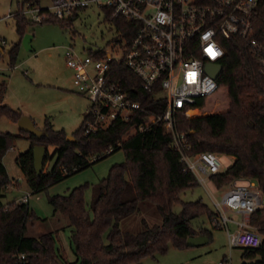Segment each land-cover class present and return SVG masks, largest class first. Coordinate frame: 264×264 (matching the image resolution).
Masks as SVG:
<instances>
[{
	"label": "trees",
	"instance_id": "trees-1",
	"mask_svg": "<svg viewBox=\"0 0 264 264\" xmlns=\"http://www.w3.org/2000/svg\"><path fill=\"white\" fill-rule=\"evenodd\" d=\"M39 2H17L14 18L20 38L28 25L37 23L22 13L25 4ZM74 16L75 12L66 19L50 21L70 26ZM114 21L120 35L128 41L132 32L126 30V25L130 21L123 18ZM17 46L18 43L9 50L11 64H14ZM223 47L217 81L225 88L227 109L201 115L205 111L213 112L216 108L212 107L198 111L196 115L200 116L195 117L178 114L173 121V133L166 132L162 122L158 121L121 142L132 122L139 123L135 116L128 121L114 120L107 128L90 133L84 132L82 123L72 133L73 141L66 139L63 129H54L48 117L44 119L40 138L23 131L21 135L0 132V158L17 136L28 138L33 145L58 147L59 156L51 171L40 175L33 172L28 176L33 192L45 189L109 152L122 149L125 156L96 184L91 216L83 196L84 185L74 187L68 194L49 198L53 211L65 216L72 227L70 245L74 260L68 261L63 256L54 232L27 235V221L37 217L27 202L12 200L0 208V264H14L16 254H24L26 264H129L155 252L164 253L170 245L185 247L190 236L209 237L206 230H196L191 225L192 219L201 214L211 217L208 206L201 198L185 201L180 197L183 191L197 185L193 173L181 160V152L194 155L210 151L233 157L232 163L223 171L210 176L215 187L221 188L237 179H249L255 181L264 194V73L258 71L246 41L233 36L224 39ZM110 64L114 79L132 101L139 102L145 113L161 114L163 102L141 88L135 73L123 62ZM6 91V81L0 82V117L17 122L22 112L4 102ZM173 135H183L188 148L184 147L183 141L180 142L181 149L176 148ZM9 183L7 174L0 171V186ZM142 201L153 205L161 221L149 224L142 220L143 228L136 232L120 228V220L134 213ZM176 204L180 205L179 211L174 210ZM249 222L262 241L257 248H243L241 264H264V204L249 215Z\"/></svg>",
	"mask_w": 264,
	"mask_h": 264
},
{
	"label": "built area",
	"instance_id": "built-area-1",
	"mask_svg": "<svg viewBox=\"0 0 264 264\" xmlns=\"http://www.w3.org/2000/svg\"><path fill=\"white\" fill-rule=\"evenodd\" d=\"M92 5L105 12L119 35L114 20H129L126 30L132 35L128 41L120 35L123 41L119 43L123 52L120 57H113L104 48L85 54L73 47L66 48L64 59L73 71L72 83L89 100L83 120L85 133L134 116L140 121L132 122L124 132L129 138L158 121L166 132L173 133V121L178 114L195 116L189 112L205 110L212 98L225 90L219 86L218 76L208 70L209 63L220 64L224 39L234 36L246 41L258 71L264 73V0H51L47 6L26 3L22 13L31 21L42 23L66 19ZM11 16L14 14L5 17ZM111 62H123L137 75L141 88L163 102L161 114L145 113L139 102L130 99L114 79ZM173 137L175 147L180 150L183 135ZM184 147L188 148L185 142ZM181 160L197 184L207 190L215 208L211 224L224 228L229 247L257 248L262 237L250 224L249 215L264 204V194L256 182L233 180L217 200L206 186L210 176L220 171L217 154L181 152ZM17 201L26 202L27 195ZM229 209L240 211L243 218L232 220L226 215ZM230 222L236 225L234 231L229 229ZM15 257L14 264L27 263L24 254Z\"/></svg>",
	"mask_w": 264,
	"mask_h": 264
},
{
	"label": "rangeland",
	"instance_id": "rangeland-1",
	"mask_svg": "<svg viewBox=\"0 0 264 264\" xmlns=\"http://www.w3.org/2000/svg\"><path fill=\"white\" fill-rule=\"evenodd\" d=\"M18 1L0 0V82L7 83L4 102L13 108H19L22 115L30 117L38 129L44 127V119L48 117L54 129H63L67 135H72L83 123L89 100L77 92L72 83L73 71L66 65L64 59L66 48L73 47L76 52L82 54L88 50L104 48L111 52L113 57H120L123 53L120 44L123 41L105 12L92 5L80 10L70 26L52 21L28 25L24 34H30L32 38L30 49H26L16 31V19L14 16L5 17L17 11ZM50 3L51 0H40L38 5L47 6ZM25 16L29 19L28 15ZM16 43L18 46L15 61L11 64L9 50ZM227 103L226 91L223 89L205 108L216 109L213 112L205 111L201 115L225 111ZM196 114L198 112L193 115L200 116ZM0 132L22 134L17 122L5 116L0 117ZM128 138L124 133L121 142ZM33 146L28 138L17 136L0 158V171L6 172L10 179L8 185L0 186V204L5 205L27 195L28 207L37 217L27 221V235L54 232L58 238L57 247L68 261H72L75 258L70 245L72 227L65 216L53 211L49 198L57 194H68L74 187L84 185L83 196L91 216L90 206L94 199L96 184L108 174L113 164L124 160V151L117 149L109 152L45 189L33 192L28 184V176L34 172ZM58 156L59 149L56 145L46 147L43 172L53 169ZM217 156L221 163L220 171L233 161V157L228 155ZM206 186L217 200L221 198L225 189V186L221 189L215 188L211 181H207ZM180 197L185 201L201 198L212 213L215 211L207 190L200 184L183 191ZM174 210L179 211L180 205H174ZM226 215L231 218L230 212L226 211ZM142 220L149 224L161 221V216L147 201L140 202L134 213L121 219L119 227L136 232L143 228ZM191 225L196 230H206L209 234L208 241L182 248L170 245L164 253L155 252L129 264H241L244 261L241 258L244 249L237 246L229 247L224 228L212 226L207 214L192 219ZM229 228H233L230 223ZM104 240L106 241L105 236Z\"/></svg>",
	"mask_w": 264,
	"mask_h": 264
},
{
	"label": "water",
	"instance_id": "water-1",
	"mask_svg": "<svg viewBox=\"0 0 264 264\" xmlns=\"http://www.w3.org/2000/svg\"><path fill=\"white\" fill-rule=\"evenodd\" d=\"M32 38V35L30 34H24L22 37V43L26 47V49H30V40ZM208 70L209 72L214 76L217 77L221 71V64H208ZM17 125L19 129L23 132L29 133L37 138H40L43 134V131L41 129H38L32 119L26 115H22L17 120ZM67 140H75L73 135H66ZM32 155H33V167L34 172L36 175H40L43 172V166H44V160L46 157V146L36 144L32 148ZM208 241V237L206 235H195L190 236L186 239V245L187 246H196L203 244Z\"/></svg>",
	"mask_w": 264,
	"mask_h": 264
},
{
	"label": "crops",
	"instance_id": "crops-1",
	"mask_svg": "<svg viewBox=\"0 0 264 264\" xmlns=\"http://www.w3.org/2000/svg\"><path fill=\"white\" fill-rule=\"evenodd\" d=\"M1 50V49H0ZM7 92V91H6ZM6 96V95H5ZM4 100H5V97H4ZM8 104V103H7ZM17 109H19V108H17ZM20 110V109H19ZM21 111V110H20ZM1 139V138H0ZM1 172H4V171H2L1 170ZM46 172H49V171H46ZM4 173H6V172H4ZM213 184V183H212ZM214 185V184H213ZM215 186V185H214ZM215 188H217V187H215ZM227 188V185L225 186V189ZM217 189H221V188H217ZM224 189V190H225ZM227 212H230V215H231V219L232 220H234V221H238V220H240V219H242L243 218V214L240 212V211H236V210H227ZM230 224L232 225V227L233 228H229L231 231H234L235 229H236V225L234 224V223H232V222H230Z\"/></svg>",
	"mask_w": 264,
	"mask_h": 264
},
{
	"label": "bare ground",
	"instance_id": "bare-ground-1",
	"mask_svg": "<svg viewBox=\"0 0 264 264\" xmlns=\"http://www.w3.org/2000/svg\"><path fill=\"white\" fill-rule=\"evenodd\" d=\"M191 112H192V111H191ZM191 112H189V115H191V116H192L193 114H191ZM195 112H198V111H195Z\"/></svg>",
	"mask_w": 264,
	"mask_h": 264
},
{
	"label": "snow or ice",
	"instance_id": "snow-or-ice-1",
	"mask_svg": "<svg viewBox=\"0 0 264 264\" xmlns=\"http://www.w3.org/2000/svg\"><path fill=\"white\" fill-rule=\"evenodd\" d=\"M210 52H211V50H209ZM213 54H215V53H213Z\"/></svg>",
	"mask_w": 264,
	"mask_h": 264
}]
</instances>
